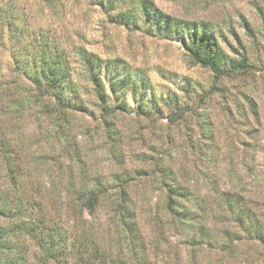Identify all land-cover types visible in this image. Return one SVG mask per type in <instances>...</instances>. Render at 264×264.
<instances>
[{"label":"rangeland","instance_id":"rangeland-1","mask_svg":"<svg viewBox=\"0 0 264 264\" xmlns=\"http://www.w3.org/2000/svg\"><path fill=\"white\" fill-rule=\"evenodd\" d=\"M152 1L183 27L181 36L147 23H115L90 0H60L52 8L18 0L27 32L65 48L84 47L109 63L120 89L114 101L124 103L125 111L108 117L115 141L107 136L89 86L82 92L85 110H66L61 129L56 113L7 115L6 132L22 172L14 189L0 158L6 208L13 210V197H22L27 216L34 217L41 201L46 217L66 229L69 249L94 253L97 247L105 264H264V245L234 215L250 205L264 221V0ZM203 30L232 58L244 54L248 72L216 79L194 62L181 39L188 45ZM8 54L0 48V72L10 80ZM136 87L149 88L162 114L136 112ZM167 99L186 110L177 123L165 118L172 109ZM245 143L258 146L246 152ZM172 180L184 187L187 198H175L190 212L191 226L167 209L166 183ZM89 188L107 190L91 214L79 196ZM119 194L133 213L129 218L116 211ZM10 214L4 211L0 224L13 226L18 216ZM17 243L26 246L32 264L36 242L22 235Z\"/></svg>","mask_w":264,"mask_h":264},{"label":"trees","instance_id":"trees-1","mask_svg":"<svg viewBox=\"0 0 264 264\" xmlns=\"http://www.w3.org/2000/svg\"><path fill=\"white\" fill-rule=\"evenodd\" d=\"M35 1L52 8L57 6L60 0ZM90 1L99 6L115 23L131 24L135 28H138L140 23H147V27L150 29L174 32L180 36L183 34V27L174 26L172 20L165 17L152 0ZM17 2L18 0H0V48L9 51L11 70L14 72V77L10 80H7L5 75L0 72V158L6 161L5 175L12 182L14 189L18 186L19 175L22 171L18 162L16 145L10 143L6 132L7 115L22 114L26 110L32 109L49 117L56 113V119L60 120L56 126L61 129L65 127L66 110H85L86 105L82 100V92L84 87L89 86V93L92 95L99 117L105 125L107 136L115 141L117 140L115 123L108 117L115 111H125L124 103L120 104L114 101L116 95L120 93V89L116 88V78L109 73V63L87 51L84 47L72 45L65 48L60 46L59 41L52 44L49 39L34 36V30L27 32L23 20L24 8L20 7ZM118 2L124 4L123 9H119ZM181 42L186 44L194 62L208 68L216 79L248 72L249 65L244 54L238 60L232 58L221 48L216 47L204 30L196 31L188 45L184 36H182ZM72 55L78 56V59H74ZM21 76L27 83L24 84L19 80ZM135 94L137 100L135 110L138 114L148 116L155 110L162 114L161 105H158L159 102L148 87L141 90L136 87ZM163 101L172 102L170 99ZM248 102L253 116L257 115L255 103H252L251 100ZM174 103L172 102V109L165 116L169 124L182 120L186 112L181 107L182 105ZM245 145L246 152L251 149L249 145L258 146L257 143H245ZM173 180L169 184L166 183L168 186L167 209L181 222L191 226L192 223H189L190 212L182 204L177 203L175 198H187L185 192L182 191L184 187ZM2 193L0 192V217H6L4 211L11 212L9 217L16 215L15 213L18 217L15 216L17 219L11 227L0 224V264H31L28 262L26 246L17 243V238L22 235L36 242V253L33 255L32 264H94L93 262L99 255L98 261L100 262L96 264H105L101 256L102 252L99 253L97 247L94 249V253L93 251L69 249L66 229L52 221L50 217H46L41 201L37 202L38 207L34 217H28L29 211L27 206L22 203V197H13L17 202L12 210L6 208L9 196H2ZM106 194V189L98 191L92 188L79 193L83 201L82 208L91 214L100 203V199ZM120 198L121 201L117 203L116 211L123 217H131L130 214L133 213L125 207V198L123 195ZM20 203L22 204L20 205ZM245 207L246 209H242V215L234 214L236 221L241 226L245 224L244 228L248 236L256 237L264 245V221L256 216L257 214L250 205ZM246 218L247 222L244 223ZM72 257H74L73 261Z\"/></svg>","mask_w":264,"mask_h":264}]
</instances>
